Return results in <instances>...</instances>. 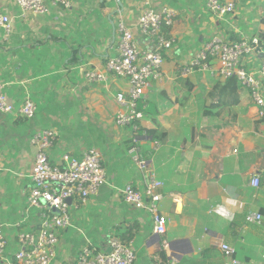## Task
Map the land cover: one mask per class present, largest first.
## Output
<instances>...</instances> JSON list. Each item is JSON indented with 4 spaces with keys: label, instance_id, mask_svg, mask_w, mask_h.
Segmentation results:
<instances>
[{
    "label": "crops",
    "instance_id": "obj_1",
    "mask_svg": "<svg viewBox=\"0 0 264 264\" xmlns=\"http://www.w3.org/2000/svg\"><path fill=\"white\" fill-rule=\"evenodd\" d=\"M71 1L69 8L51 5L46 14L22 16L15 0H0L14 24L8 38L0 28L4 92L17 108L27 99L37 105L31 119L18 111L0 113V225L8 241L0 264H13L18 234L38 230L42 221L28 196L37 152L30 138L43 129L57 133L48 149L53 165L67 166L65 156L80 160L95 148L107 175L86 202L77 194L69 202L71 225L59 230L52 264H78L86 246L107 251L113 236L132 246L133 264H171L172 258L179 264H224L221 243L236 249L241 264H264V121L240 83L182 72L214 35L235 41L264 32V0H232L235 12L225 20L209 12L208 0ZM163 5L176 12L165 29L173 46L161 78L149 82L138 103L143 117L119 126L116 96L129 90L128 78L110 74L90 82L85 73L104 69L118 53L121 21L139 47L148 48L140 16ZM134 145L147 160L144 169L130 153ZM255 175L258 188L251 182ZM152 177L164 183L158 189L160 213L167 217L162 235L151 213L129 205L122 194L127 185L144 191ZM249 212H260L263 221L248 223Z\"/></svg>",
    "mask_w": 264,
    "mask_h": 264
},
{
    "label": "built area",
    "instance_id": "obj_2",
    "mask_svg": "<svg viewBox=\"0 0 264 264\" xmlns=\"http://www.w3.org/2000/svg\"><path fill=\"white\" fill-rule=\"evenodd\" d=\"M22 11L26 13L46 14L52 6L70 7L71 0H15ZM209 12L221 20L235 12L236 5L232 0H208ZM176 12L173 8L163 5L160 8L145 9L139 20V28L150 40V46L140 48L133 31L124 22L118 24L120 40L118 53L106 61L102 70L92 69L85 73L90 82L106 81L110 74L126 77L129 80V90L121 91L116 99L121 110L116 116L119 126L134 125L137 119L143 117L138 109V103L143 98L146 87L151 80H158L162 75L165 53L173 46V40L166 36L165 29L174 23ZM0 28L4 30L5 38L14 31V24L9 13L0 8ZM254 60L259 62L258 66ZM253 61V63H249ZM216 62V63H215ZM195 70L217 75L228 79L236 78L246 88L257 107L258 117L264 121V46L259 34L244 35L231 41L221 35L212 36L208 42L194 55L189 64L183 67L187 75ZM4 83L0 78V113H18L31 119L37 113V105L27 99L19 108L4 92ZM57 133L52 129L37 131L30 141L36 146V158L31 171L32 188L28 196L29 207L42 211V221L36 231H21L18 234L19 249L15 253L13 264H52L59 242V230L71 225L69 199L78 195L82 202L98 193L99 188L106 184L107 175L103 166V156L98 149H90L83 159H70L67 166L53 165L49 161L48 149L55 143ZM130 153L134 162L142 169L147 165L134 145ZM252 184L258 188L260 176L252 178ZM164 183L152 177L144 191L127 185L122 189L126 203L151 213L155 232L166 233L167 217L160 213L159 203L163 195L158 192ZM248 223H261L263 215L260 212H249L246 215ZM7 238L0 225V257L7 248ZM163 248H169L166 240ZM227 257L224 264H241L236 258V249L221 243ZM136 253L132 246L118 236L111 237L107 251H95L84 247L78 258V264H133ZM171 264H179L172 258Z\"/></svg>",
    "mask_w": 264,
    "mask_h": 264
},
{
    "label": "trees",
    "instance_id": "obj_3",
    "mask_svg": "<svg viewBox=\"0 0 264 264\" xmlns=\"http://www.w3.org/2000/svg\"><path fill=\"white\" fill-rule=\"evenodd\" d=\"M259 35H260L261 40H262V46H264V39H263L264 38V33L261 32V33H259ZM226 83L227 84H233V85L237 84V87L239 86L238 80L236 78H234V77L228 78L227 81H226Z\"/></svg>",
    "mask_w": 264,
    "mask_h": 264
},
{
    "label": "rangeland",
    "instance_id": "obj_4",
    "mask_svg": "<svg viewBox=\"0 0 264 264\" xmlns=\"http://www.w3.org/2000/svg\"><path fill=\"white\" fill-rule=\"evenodd\" d=\"M264 33V32H263ZM264 39V38H263ZM255 62H257V60H254V64H255ZM249 63H253V61L251 62V61H249ZM256 65V64H255ZM104 165V164H103ZM260 261H262L263 263H264V258H260L259 259Z\"/></svg>",
    "mask_w": 264,
    "mask_h": 264
},
{
    "label": "water",
    "instance_id": "obj_5",
    "mask_svg": "<svg viewBox=\"0 0 264 264\" xmlns=\"http://www.w3.org/2000/svg\"><path fill=\"white\" fill-rule=\"evenodd\" d=\"M72 200V198H70L68 201L70 202Z\"/></svg>",
    "mask_w": 264,
    "mask_h": 264
}]
</instances>
